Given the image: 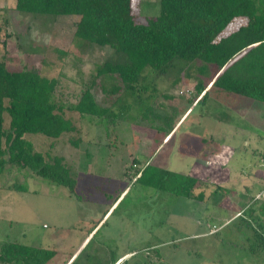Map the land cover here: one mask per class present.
Masks as SVG:
<instances>
[{
    "label": "rangeland",
    "instance_id": "rangeland-1",
    "mask_svg": "<svg viewBox=\"0 0 264 264\" xmlns=\"http://www.w3.org/2000/svg\"><path fill=\"white\" fill-rule=\"evenodd\" d=\"M15 3L0 0V61L9 70L33 68L47 79L56 78L58 101L75 103L95 65L112 52L81 55L74 35L78 17L23 15ZM131 3L139 24L159 14V0ZM243 24L244 19L233 20L222 35ZM148 73L142 83L150 85L139 99L153 107L154 115L171 118L172 126L182 120L177 131L168 137L158 133L161 121L141 119L137 99L125 95L120 106L130 108L111 134L94 118L64 111L75 132L57 140L25 135L34 152L64 159L77 189L70 194L27 169H9L0 179V248L18 241L59 250L48 264H63L64 252L68 258L83 240L90 217L124 193L112 215L80 248L75 264H264V254L249 251L253 229L237 228L253 198L258 201L256 215L264 221L259 211L264 206V104L212 90L206 102L196 104V97L186 112L187 100L196 96L197 77L184 72L175 85L174 73ZM92 94L98 104L120 110L116 98L105 97L100 86ZM3 128H9L6 113ZM147 165L197 178L202 186L194 192H202L203 199L189 200L134 182ZM12 184L27 191L9 190Z\"/></svg>",
    "mask_w": 264,
    "mask_h": 264
},
{
    "label": "trees",
    "instance_id": "trees-1",
    "mask_svg": "<svg viewBox=\"0 0 264 264\" xmlns=\"http://www.w3.org/2000/svg\"><path fill=\"white\" fill-rule=\"evenodd\" d=\"M15 9L23 15L50 20L78 17L74 35L80 54L107 50L112 55L95 65L77 101L68 104L58 101L56 78L47 79L33 68L9 70L0 61V179L9 169H27L33 176L75 194L77 182L64 159L34 152L24 136L38 134L57 140L75 132L64 111L94 118L110 131L125 120L130 108L128 104L120 106L125 95L137 99L143 109L141 119H159L162 125L155 130L168 137L177 121L172 126L171 118L154 115L153 107L139 99L141 91L150 85L142 83L148 72L174 73L175 85L184 72L197 77L196 96L187 100L185 111L194 105L196 97H200L196 104L206 102L212 90L264 104V0H159V14L148 17L145 24L136 22L131 0H16ZM236 19H244L245 24L223 36ZM97 85L105 97L116 98L118 112L96 102L92 89ZM4 113L9 117L7 131L3 128ZM109 131L107 134H111ZM156 143L155 149L161 144L160 140ZM134 182L189 200H202L204 196L194 192L202 186L197 178L160 167L139 169ZM8 189L27 191L16 184ZM257 203L253 198L244 207L241 214L250 220L242 216L237 228L253 229L255 241L249 251L258 255L264 254V221L256 215ZM259 211L264 216L263 205ZM55 255L54 250L13 241L1 246L0 264H48ZM76 261L77 257L71 264Z\"/></svg>",
    "mask_w": 264,
    "mask_h": 264
},
{
    "label": "crops",
    "instance_id": "crops-1",
    "mask_svg": "<svg viewBox=\"0 0 264 264\" xmlns=\"http://www.w3.org/2000/svg\"><path fill=\"white\" fill-rule=\"evenodd\" d=\"M188 111H186V112H188ZM181 121L182 120H179L176 123V125L174 126V128H173V130H172V132L170 134L171 136H172V134H174L173 131L174 132L177 131V129L179 128L178 127L179 126V123ZM123 194H121L120 196H118V198L116 200L112 201L111 204L106 208V210L100 212L98 215H95V213H94L93 214L94 218L90 217V221L88 222V223H90V226L88 228H86V230H85V236H84L83 240L80 242V244L75 248V250L70 254V256L68 258H67V254L68 253L64 252V255L66 256V259H65V261H64L63 264H71V262L77 257V254L80 251V248L91 238V236L93 235V233L95 232V230L100 227V225L104 222L105 219L109 218L110 215H112L111 212L113 211V208L115 207V205L117 204V202L121 199V197H122ZM57 251H58V253L61 252L59 250H55V252H57ZM125 255H130V254H125ZM125 255H123V256H125ZM116 262H117V260H116ZM116 262H114V263H116Z\"/></svg>",
    "mask_w": 264,
    "mask_h": 264
},
{
    "label": "built area",
    "instance_id": "built-area-1",
    "mask_svg": "<svg viewBox=\"0 0 264 264\" xmlns=\"http://www.w3.org/2000/svg\"><path fill=\"white\" fill-rule=\"evenodd\" d=\"M187 91V90H186ZM186 91H180V95H182L184 92H186ZM188 92V95H192V91L189 89V91H187Z\"/></svg>",
    "mask_w": 264,
    "mask_h": 264
}]
</instances>
